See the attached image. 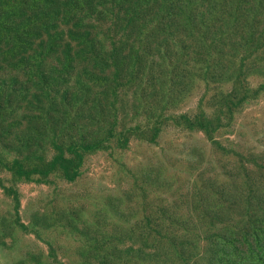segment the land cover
I'll return each mask as SVG.
<instances>
[{
    "label": "rangeland",
    "instance_id": "rangeland-1",
    "mask_svg": "<svg viewBox=\"0 0 264 264\" xmlns=\"http://www.w3.org/2000/svg\"><path fill=\"white\" fill-rule=\"evenodd\" d=\"M254 1L0 0V264H259Z\"/></svg>",
    "mask_w": 264,
    "mask_h": 264
},
{
    "label": "trees",
    "instance_id": "trees-1",
    "mask_svg": "<svg viewBox=\"0 0 264 264\" xmlns=\"http://www.w3.org/2000/svg\"><path fill=\"white\" fill-rule=\"evenodd\" d=\"M148 1L149 0H145V2H148ZM162 1H163V6L168 10L171 9L173 6L177 5V3H176L177 0H162ZM193 1H195L197 3H201V0H190L189 6L187 7L188 13H190L192 11ZM230 1L234 4L235 8H241L244 6L242 4L243 0H230ZM254 2H255L254 3L255 10L253 12H251V10H250L245 16V21L249 24L258 23L257 17L259 15V13H262V12L264 13V1H254ZM232 13H235V12H232ZM176 15H177L176 9L169 10V11H163L162 10V12L159 14V16H161L163 18L161 21V23L163 25H164V22L166 20H172L176 17ZM221 24H222V19H219L218 26H217V33H216L217 36L215 37V39H218L219 37L223 36L222 30L220 27ZM2 29L6 30V28H2ZM182 31L185 32L184 30H182ZM166 36H167V39L175 38L173 30H167ZM187 36H190V35L187 33ZM228 38H229V36H228ZM221 42L225 43L224 40ZM18 45L22 46L23 41H20L18 43ZM15 48H17L16 44H15ZM65 56L66 57L68 56L67 51H65ZM112 60H114V58ZM121 61H122V58L120 57V54H118L116 56V62H121ZM112 62H113V64H116L114 61H112ZM69 65H70V63L67 61V62H64L61 67L55 68V70L59 73L58 78H61L63 76L62 71L67 70L69 68ZM40 76H41V74H39V77ZM55 77L57 78L56 75H55ZM43 78H45V77L43 76ZM95 143H97V142H95V141L88 142L87 140L81 141L80 143H72L68 147V152L75 153L78 156V158L80 159L81 154L78 150L83 149V148L94 147ZM63 153H64V151L60 148V155H58L55 158V162L64 161L65 167L68 169L72 166V160H70V158H65L63 156ZM256 202L258 205H261V206L264 204L263 198L260 195L257 196ZM247 219H248L249 225L243 230V236H244L243 242H245V244L247 246H249L252 251L254 248H256L257 251H253L252 253H244V254L249 256L252 260H254L260 264L262 261H264V217H257L255 219L249 217ZM233 246L235 248H238L241 251V249L239 248V246H241V245L233 244ZM218 247L221 250H225L227 248L226 244L220 245ZM218 262L223 263V260L219 259ZM250 264H252V263H250Z\"/></svg>",
    "mask_w": 264,
    "mask_h": 264
}]
</instances>
